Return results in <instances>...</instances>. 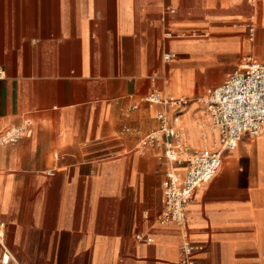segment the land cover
Returning a JSON list of instances; mask_svg holds the SVG:
<instances>
[{"label": "crops", "instance_id": "obj_1", "mask_svg": "<svg viewBox=\"0 0 264 264\" xmlns=\"http://www.w3.org/2000/svg\"><path fill=\"white\" fill-rule=\"evenodd\" d=\"M246 57L264 61V0H0V132L33 121L0 145V264H186L184 229L192 264H264V122L194 191L184 229L158 220L166 160L137 149L154 88L184 97L168 111L200 146L194 98Z\"/></svg>", "mask_w": 264, "mask_h": 264}, {"label": "built area", "instance_id": "obj_2", "mask_svg": "<svg viewBox=\"0 0 264 264\" xmlns=\"http://www.w3.org/2000/svg\"><path fill=\"white\" fill-rule=\"evenodd\" d=\"M254 26L249 25L250 36ZM172 31L167 30L166 36ZM171 54L166 53L165 59ZM141 100L149 104L162 105L156 110L157 125L143 135L137 145L139 152L153 149L157 156L167 162L162 180L163 208L158 216L161 223H175L184 229L186 205L194 191L208 182L217 172L223 154L234 149L243 133L255 137L264 122V61L251 57L244 58L224 80L214 88L208 89L199 100L206 112L210 130L216 131L213 147L190 148L186 142V128L180 115L170 116L168 109L184 102L183 98L167 97L157 88L152 89ZM33 121L24 117L17 125L0 132V145L16 142L30 133ZM181 249L184 263L192 264L191 254L198 246L187 238L184 229ZM139 241L150 242L151 237L136 234ZM0 260L7 263L9 251L4 240V224L0 223Z\"/></svg>", "mask_w": 264, "mask_h": 264}, {"label": "bare ground", "instance_id": "obj_3", "mask_svg": "<svg viewBox=\"0 0 264 264\" xmlns=\"http://www.w3.org/2000/svg\"><path fill=\"white\" fill-rule=\"evenodd\" d=\"M164 95L167 96V97H175V96H172V95H169V94H164ZM178 98H184V97L179 96ZM197 126H198V129H200V127L202 126L200 121L197 123ZM201 133L203 134V137L201 136V145L196 147L197 143H195V141L192 140V147L190 146V148H193V147L199 148L201 146H206V147H213L214 146L215 141H216V131H212V130L209 129V130H206V131H201ZM209 133H213L214 134V139H213L212 143H210V144L208 142L209 141ZM187 137L188 136H187V133H186V142L188 144V138Z\"/></svg>", "mask_w": 264, "mask_h": 264}, {"label": "rangeland", "instance_id": "obj_4", "mask_svg": "<svg viewBox=\"0 0 264 264\" xmlns=\"http://www.w3.org/2000/svg\"><path fill=\"white\" fill-rule=\"evenodd\" d=\"M206 92H207V90H205L200 96L194 98L195 99L194 101H196L199 104V108H198V110L195 111V113H194L195 115L194 116L197 117L198 120L201 122L202 126L200 127V129L202 131H206V130L210 129L208 116H207L206 112L204 111V107H203V104L201 103V100H199V98L202 95H204Z\"/></svg>", "mask_w": 264, "mask_h": 264}]
</instances>
